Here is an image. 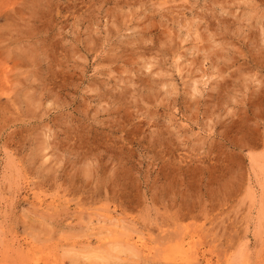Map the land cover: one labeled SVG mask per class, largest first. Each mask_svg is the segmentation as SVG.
Instances as JSON below:
<instances>
[{
    "label": "rangeland",
    "instance_id": "1",
    "mask_svg": "<svg viewBox=\"0 0 264 264\" xmlns=\"http://www.w3.org/2000/svg\"><path fill=\"white\" fill-rule=\"evenodd\" d=\"M0 264H264V0H0Z\"/></svg>",
    "mask_w": 264,
    "mask_h": 264
}]
</instances>
